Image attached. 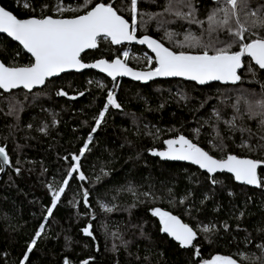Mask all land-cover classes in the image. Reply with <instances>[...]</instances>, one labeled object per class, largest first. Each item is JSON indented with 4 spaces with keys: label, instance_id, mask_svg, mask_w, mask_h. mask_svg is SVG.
I'll return each instance as SVG.
<instances>
[{
    "label": "trees",
    "instance_id": "1",
    "mask_svg": "<svg viewBox=\"0 0 264 264\" xmlns=\"http://www.w3.org/2000/svg\"><path fill=\"white\" fill-rule=\"evenodd\" d=\"M97 2L101 0H0V5L17 18L68 17L83 14ZM192 2L197 18L205 21L203 26L163 13L168 0H138L135 34L152 36L174 51H203L181 48L177 42L190 30L208 43L205 17L219 5L217 0ZM24 3L30 7L25 9ZM58 3L71 10L55 12L53 6ZM45 4L48 7L42 9ZM112 4L131 21L127 0H112ZM250 5L255 9L264 5V0H250ZM139 13H162V19L169 22L161 26L157 17L145 15L147 23L141 27ZM240 19L244 21L243 14ZM166 31L173 33L171 39L166 38ZM257 34L264 35V30ZM211 38L220 41L216 47L232 40L227 31L214 32ZM97 42L95 49L81 54L84 62L112 59L127 46H113L105 38ZM129 46L132 53L125 63L139 69L154 67V59L150 65L142 56L145 52L153 57L144 47ZM230 50H238V44L233 43ZM208 51L211 54V47ZM0 60L6 66H19L29 62V55L0 34ZM249 66L250 59L245 57L237 84L197 85L182 79L141 84L121 78L113 89L121 107H108L83 155L80 148L116 80L87 70L62 73L32 91L0 89V147L9 156L0 176V264H19L40 223L45 227L25 264H64L65 259L70 264H198L199 259L212 255L229 256L236 264H264V251L258 247L264 245V187L237 184L226 173L214 175L213 184L198 168L161 161L149 151L163 148L165 139L184 135L216 158L232 153L264 160V148L260 147L264 145V128L255 120L236 121L234 129L224 122L232 116L230 104L239 90L261 93L264 72L252 63L254 77ZM58 90L67 95H57ZM41 127L44 132L39 131ZM221 138L226 146L223 153L215 147ZM245 143L255 150L241 146ZM72 155L80 156L77 162L85 179L79 181L74 172L45 220L47 208L52 206L49 186L63 182ZM258 174L264 178V167ZM152 208L175 214L194 228L199 258L193 255L196 249L192 246L181 248L159 231V219L152 215ZM204 225H209L208 233L202 231ZM84 227L91 236L82 231Z\"/></svg>",
    "mask_w": 264,
    "mask_h": 264
},
{
    "label": "snow or ice",
    "instance_id": "2",
    "mask_svg": "<svg viewBox=\"0 0 264 264\" xmlns=\"http://www.w3.org/2000/svg\"><path fill=\"white\" fill-rule=\"evenodd\" d=\"M217 2L219 6L211 9L205 17L206 31L209 34L208 43H204L200 37L195 36L190 30H185L184 39L177 42L181 48L185 46L188 48H203V51L196 53L171 50L149 35H141L138 38L135 34L137 32L138 0H127V12L131 17L130 22L123 15L117 13L112 0H107V2L101 0V2L94 3V6L85 8L83 14L68 17L57 16L55 18L51 15L17 18L11 11L0 7V32L6 33L12 40L17 41L23 50L30 54L27 64L6 66L0 62V89L7 91L17 86L32 89L34 85H43L47 78L53 77L66 69L79 70L83 68L99 69L113 78L118 75L130 76L139 81H146L151 77H185L199 84H204L206 81L236 83L241 80L237 69L241 67L242 57L245 56L250 58L248 71L253 73L254 77L255 71L251 66L252 63L264 72V35L257 34L258 31L264 30V5H259L253 9L250 0H217ZM23 7L27 9L30 4L24 3ZM41 7L42 9L47 8L48 5L45 4ZM184 8L187 9L186 12L182 10ZM53 10L57 13H63L71 9H66L58 3L53 6ZM163 13L186 20L189 24L203 26L205 23V21L197 18L192 0H168V3L163 7ZM241 14L245 18L244 21L240 19ZM139 15L141 17V27L147 23L143 19L145 15H148L149 19L157 17V23L161 26L169 22L162 19V13H139ZM233 24H235V27H233ZM203 31L201 35H203ZM217 31H227L232 40L225 43L223 47H216L215 45L220 41L213 40L211 35ZM248 32H251L252 35L246 36L245 34ZM101 36L110 40L113 45L120 44L122 41H137L141 45H147L151 52L155 54L154 67L146 71H137L128 67L119 57L110 60L96 59L91 63L83 62L81 54L86 49H95L97 40ZM165 36L171 39L173 33L166 31ZM233 43L238 44V50H230ZM210 47L212 49L211 54L208 51ZM124 55L127 56L128 53L125 52ZM147 62L150 65L153 64V57H147ZM56 94L59 96L67 95L63 90H58ZM81 94L76 93V95ZM109 106L112 108L121 107L111 90L107 92L106 103L103 108L94 117L91 132L88 133L84 146L80 148L81 155L85 152L89 141L92 139V133L96 132ZM230 107L232 116L224 121L230 128L234 129L236 121L245 119L255 120L258 127L264 128V83H262L259 95L251 90H239V94L231 102ZM213 114L217 120L221 119L217 110L214 109ZM212 127L215 130L216 125L213 124ZM245 130L247 129L241 128V131ZM39 131L44 132L45 128L41 127ZM163 143L165 145L163 150L157 151V149L151 148L149 151L161 158L190 161L192 164L198 165L200 169L209 174V179L213 184L216 183V180L211 174L220 170L230 173L236 181L243 184L264 187V178H261L258 174V166L264 165V160L241 157L232 153L214 158L208 151H205L184 135L166 139ZM241 146L248 147L249 151L255 150L253 146L246 143ZM215 147L220 152H224L226 146L223 144L222 138L221 142ZM260 147L264 148V145ZM0 158H2L3 164L7 165L9 163V156L4 147H0ZM71 159V166L67 175L63 178V182L58 187L49 186L52 206L47 208L45 220L52 213L53 206L60 199L69 178L73 176L74 172H80L77 164L80 156L72 155ZM15 171L19 173L20 169L16 168ZM84 178L82 173L78 176L80 180ZM87 195L88 193L85 192L84 196L87 197ZM144 195H148V193ZM205 199H207V196H205ZM183 202L184 198L182 197L181 203ZM101 207L106 206L102 204ZM107 210L111 211L110 208ZM150 211L154 217L159 219V231L161 233H166L181 248L192 246L196 249L193 255L197 258L200 257L198 247L194 244L197 232L193 227L181 222L175 215L160 208H152ZM44 227L45 224L40 223L35 230L31 240L27 243V250L24 252L19 264H25L29 252L36 244L37 238L41 236ZM197 227H200V225H197ZM224 227L227 228V225H224ZM211 228H215V225H212ZM82 231L86 235H92L88 227H84ZM202 231L208 233L210 231L209 225H204ZM205 239H207V236ZM258 247L264 251V245H258ZM64 264H70V262L65 259ZM81 264H87V261H81ZM198 264H236V261L229 256L212 255L207 259H199Z\"/></svg>",
    "mask_w": 264,
    "mask_h": 264
},
{
    "label": "water",
    "instance_id": "3",
    "mask_svg": "<svg viewBox=\"0 0 264 264\" xmlns=\"http://www.w3.org/2000/svg\"><path fill=\"white\" fill-rule=\"evenodd\" d=\"M0 7H2L1 5H0ZM7 10V9H6ZM54 17V16H53ZM27 18V17H26ZM55 18V17H54ZM126 19V18H125ZM0 34L1 35H4V36H6V37H8L7 36V34L6 33H2V32H0ZM138 38H139V36H137ZM152 37V36H151ZM9 39H11L10 37H8ZM99 38H104L103 36H101V37H99ZM98 38V39H99ZM153 39H155L154 37H152ZM12 40V39H11ZM157 40V39H156ZM12 41H14V40H12ZM110 41V40H109ZM158 41V40H157ZM15 43H17L18 45H19V43L17 42V41H14ZM158 42H160V41H158ZM110 43H111V41H110ZM161 43V42H160ZM113 45V44H112ZM121 45H133V46H140V47H144L145 49H146V51L147 52H149L152 56H153V59H154V56H155V54L154 53H152L151 52V50L147 47V45H141V44H139L137 41H122L120 44H116V45H113V46H121ZM20 46V45H19ZM97 46H98V42H97ZM21 48H22V46H20ZM166 47V46H165ZM22 50H23V48H22ZM89 50H92V49H86L83 53H85L86 51H89ZM27 55H29L30 56V54L29 53H27L26 52V50H23ZM82 53V54H83ZM246 57V56H245ZM245 57H242V63H241V67L239 68V69H237V73H238V75H239V72L243 69V66H244V58ZM114 58H117V57H114ZM120 58V57H119ZM99 59H101V58H99ZM103 59H105V58H103ZM121 59V58H120ZM250 59V58H249ZM96 60V59H95ZM107 60V59H106ZM94 61V60H93ZM93 61H90V62H85V63H91V62H93ZM0 62H1V60H0ZM84 62V61H83ZM127 64V63H126ZM254 64V63H253ZM128 65V67H131V68H133L134 70H137V71H146V70H148V69H139V68H136V67H133V66H131V65H129V64H127ZM256 67H258V66H256ZM87 70H90V71H94V72H97V73H100V74H102V75H104L105 77H107L108 79H111V80H113V79H117V78H123V79H127V80H130V81H134V82H139V83H141V84H146V83H149V82H151V81H154V80H169V79H182V80H186V81H191V82H194V83H196L197 85H206V84H210V83H220V84H237L238 83V81L236 82V83H232V82H221V81H206L204 84H199V83H197L196 81H192V80H189V79H187V78H185V77H151L150 79H148V80H146V81H139V80H134L132 77H130V76H120V75H118V76H116L115 78H113V77H109V76H107V74L106 73H103V72H101L99 69H95V68H83V69H79V70H76V69H66L65 71H63V72H61V73H59V74H57V75H55V76H53V77H57V76H59L60 74H62V73H66V72H82V71H87ZM53 77H49V78H47V79H50V78H53ZM46 79V80H47ZM44 85V84H43ZM43 85H34L33 86V88L32 89H24L22 86H17L16 88H14V89H9V90H7V91H5V90H3V89H1L2 91H4V92H9V91H11V90H16V89H24V90H26V91H32V90H34V89H37V88H40V87H42ZM172 138H174V137H171V138H168V139H172ZM187 138V137H186ZM188 139V138H187ZM166 140V139H165ZM164 142V141H163ZM199 146V145H198ZM164 147H165V145H164V143H163V148H161V149H159L158 151H161V150H163L164 149ZM200 147V146H199ZM202 148V147H201ZM206 151V150H205ZM157 156V155H156ZM161 161H169V162H176V163H185V164H189V165H192V166H194V167H196V168H198L200 171H202V172H204V173H206L208 176H209V174L205 171V170H203V169H200L199 168V166L198 165H194V164H192L190 161H181V160H173V159H168V158H161V157H159V156H157ZM241 157H247V156H241ZM214 158H216V157H214ZM247 158H252V157H247ZM252 159H254V158H252ZM0 164H1V167H0V169H2V170H0V176H1V174L3 173V171H4V168H5V164H3V162H2V158H0ZM77 164H78V162H77ZM262 167H264V165H260V166H258V168L260 169V168H262ZM82 172L80 171L79 173H76V176H77V179H78V176L81 174ZM219 173H226V174H229L230 176H231V174L230 173H227L226 171H220V170H218L216 173H212L211 174V176L213 177L214 175H216V174H219ZM83 174V173H82ZM84 175V174H83ZM85 177V176H84ZM232 177V176H231ZM233 178V177H232ZM85 179V178H84ZM83 179V180H84ZM79 181H83V180H80V179H78ZM233 181L235 182V183H237V184H240V185H244V186H247V187H250V188H257V186H255V185H246V184H243L242 182H239V181H236L234 178H233ZM172 214V213H171ZM173 215H175V214H173ZM176 216V215H175ZM178 219H180L178 216H176ZM181 220V219H180ZM181 222H183L182 220H181ZM184 223V222H183ZM191 227V226H190ZM165 235H167L166 233H164ZM169 238H171V237H169ZM172 239V238H171ZM173 240V239H172Z\"/></svg>",
    "mask_w": 264,
    "mask_h": 264
},
{
    "label": "rangeland",
    "instance_id": "4",
    "mask_svg": "<svg viewBox=\"0 0 264 264\" xmlns=\"http://www.w3.org/2000/svg\"><path fill=\"white\" fill-rule=\"evenodd\" d=\"M216 1V0H214ZM127 52L128 55L125 56L124 53ZM130 53H132V48H130L129 45L123 47L121 50H120V55L117 57H120L124 62H126V60L128 59ZM142 56H145L146 58L149 57L148 54H146L145 52H143ZM118 83V81L114 82L112 86H110V90L113 91L114 87H116V84Z\"/></svg>",
    "mask_w": 264,
    "mask_h": 264
},
{
    "label": "flooded vegetation",
    "instance_id": "5",
    "mask_svg": "<svg viewBox=\"0 0 264 264\" xmlns=\"http://www.w3.org/2000/svg\"><path fill=\"white\" fill-rule=\"evenodd\" d=\"M107 60H110V59H107ZM92 72H94V71H92ZM96 73H97V72H96ZM106 78H107V77H106ZM113 80L119 81V80H120V78L113 79ZM113 80H112V81H113ZM106 97H107V96H106ZM106 97H105V100H104V104L106 103ZM114 98H115V96H114ZM104 104H103V105H104Z\"/></svg>",
    "mask_w": 264,
    "mask_h": 264
}]
</instances>
